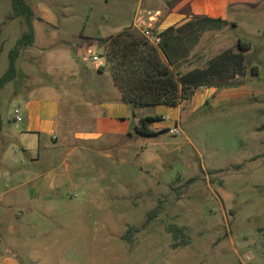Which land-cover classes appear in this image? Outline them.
Instances as JSON below:
<instances>
[{"label": "rangeland", "instance_id": "obj_1", "mask_svg": "<svg viewBox=\"0 0 264 264\" xmlns=\"http://www.w3.org/2000/svg\"><path fill=\"white\" fill-rule=\"evenodd\" d=\"M188 1L192 0H26L35 13L37 40L23 48L16 58V76L0 89L3 130L12 133L22 118V103L32 90L44 86L64 93L59 99L63 126L66 110L72 115L81 109L79 102L97 101L76 92L68 96L49 42L56 45L77 30L115 34L132 27L137 15L146 21L149 11L160 19ZM189 11L192 17L203 14ZM10 12L11 0H0V76L8 66V50L26 30L22 17L7 18ZM40 12L55 24L40 20ZM221 15L228 24L202 32L191 66L233 48L238 40L249 42V63L237 98L193 111L187 105L178 134L171 132L173 124L156 128L154 135L137 134L125 142L141 151L126 155L129 161L120 162L104 138L77 140L76 159L68 160L67 170L59 154L40 169L65 181L62 192L69 204L80 202L83 210L98 214L88 218L91 232L77 237L65 264H264V131L251 130L264 123V0H232L221 7ZM68 49L74 67L77 61L96 73L99 66L106 67L99 48L85 49L80 59L73 46ZM104 76L106 81L111 77L108 70ZM68 99L70 106L65 105ZM134 119L138 122L134 116L131 125ZM158 123L164 120L150 125ZM68 124L80 132L96 129L93 121L81 116ZM9 144L7 157L19 169L29 155L13 138ZM18 257L27 264L23 254Z\"/></svg>", "mask_w": 264, "mask_h": 264}, {"label": "crops", "instance_id": "obj_2", "mask_svg": "<svg viewBox=\"0 0 264 264\" xmlns=\"http://www.w3.org/2000/svg\"><path fill=\"white\" fill-rule=\"evenodd\" d=\"M230 1L232 0L185 2L184 5H180L181 8L178 6L176 11L168 12L157 19L159 29L163 30L170 25L180 26L189 21L192 18L189 10L203 13L199 15L225 19L221 15V7ZM38 16L42 21L55 24L54 20L45 18L43 12ZM34 25L33 22L34 42H36ZM132 27H135L134 24ZM135 28L139 31L138 27ZM113 34L109 32L102 36L90 35L85 34L83 30H77L70 39L57 41L56 45L49 42V45H54L51 54L58 61L54 68L58 69V78L61 79L63 87L68 89V96L76 92L97 101L98 99L106 101L100 104L90 100L79 102L77 106L81 109L72 115L66 110L67 124L63 126L59 99L64 93L57 87L44 86L32 90L31 97L22 103V118L20 123L14 126L12 133L4 131L1 123L0 264H23L18 257L19 254L25 256L27 264H65L67 251L74 246L77 237L91 232L88 218L98 217L97 212L83 210L80 202L69 204L62 192L65 181H58L48 171H40L51 159H57L56 156L59 154L67 170L68 160L76 159L73 146L75 141L100 138H104L105 146L114 147L113 150L116 152L113 155H118L120 162L129 161L126 155H139L141 152L131 148L128 143L125 144L137 135L133 130L136 120L134 119L132 125L130 124L133 119L131 107L121 101L120 91L113 79L110 77L106 81L104 73L108 70L107 66H99L96 73L78 61L77 67L70 65L72 61L69 59V46L76 49L75 56L78 59L85 49L89 52L93 47L99 48L98 57H102L105 64L103 47L98 45L97 39ZM23 50L21 49L20 53ZM192 53L195 54L194 49ZM85 59V56H82L81 61ZM65 75L66 77L76 75L78 79L67 82ZM241 87V84L230 87L200 86L191 98L176 106L156 105L152 106L153 109L137 108L135 118L139 120L140 117L150 115L158 117L154 122L164 120V123H158L157 126L149 124L154 131L156 128H167L174 123L179 125L181 111L187 105L192 106V111L203 106H218L237 98ZM71 103V99H68L65 105L70 106ZM77 116H81L86 121H93L96 129L87 132L73 130L68 123L73 122ZM263 124L252 126V132L264 131ZM11 138L29 155L30 160L23 159L19 169H15L7 157ZM61 150H63L62 154ZM113 155L109 153L107 157L112 158ZM65 213H69L70 223L65 221ZM63 233L67 235H62Z\"/></svg>", "mask_w": 264, "mask_h": 264}, {"label": "trees", "instance_id": "obj_3", "mask_svg": "<svg viewBox=\"0 0 264 264\" xmlns=\"http://www.w3.org/2000/svg\"><path fill=\"white\" fill-rule=\"evenodd\" d=\"M15 17L23 18L26 30L20 33L14 46L8 50V66L0 76V89L16 76V58L21 49L33 44L35 38L34 12L26 0H11V12L7 18ZM227 24L221 17L193 16L180 26L170 25L163 29L156 45L133 27L99 37L97 42L103 47L107 69L120 91L121 101L131 107L132 116L136 115V109L140 107L176 106L191 98L200 86L240 85V78L249 63L246 54L250 49L249 42L238 40L233 48L220 51L202 65L191 66L196 57L192 51L202 32L220 29ZM256 71V66H252L251 72ZM157 119L150 115L140 117L133 125L134 132L141 135L157 134L149 127L150 122Z\"/></svg>", "mask_w": 264, "mask_h": 264}, {"label": "built area", "instance_id": "obj_4", "mask_svg": "<svg viewBox=\"0 0 264 264\" xmlns=\"http://www.w3.org/2000/svg\"><path fill=\"white\" fill-rule=\"evenodd\" d=\"M146 22L137 15L135 18L134 26L139 28L140 33L152 44L156 45L160 41L159 33L162 31L159 29L158 20L155 19L149 11H146ZM164 118V117H162ZM14 119L18 120L19 115L16 113ZM173 134H178L180 129L176 123L171 127Z\"/></svg>", "mask_w": 264, "mask_h": 264}, {"label": "water", "instance_id": "obj_5", "mask_svg": "<svg viewBox=\"0 0 264 264\" xmlns=\"http://www.w3.org/2000/svg\"><path fill=\"white\" fill-rule=\"evenodd\" d=\"M132 123H133V121H132ZM171 198H172V197H171V196H169V197H168V200H170Z\"/></svg>", "mask_w": 264, "mask_h": 264}]
</instances>
